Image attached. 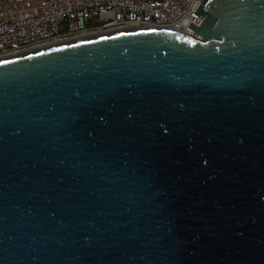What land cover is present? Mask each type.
<instances>
[{"label":"water","instance_id":"water-1","mask_svg":"<svg viewBox=\"0 0 264 264\" xmlns=\"http://www.w3.org/2000/svg\"><path fill=\"white\" fill-rule=\"evenodd\" d=\"M0 59V264H264V0H205Z\"/></svg>","mask_w":264,"mask_h":264},{"label":"built area","instance_id":"built-area-1","mask_svg":"<svg viewBox=\"0 0 264 264\" xmlns=\"http://www.w3.org/2000/svg\"><path fill=\"white\" fill-rule=\"evenodd\" d=\"M205 0H0V59L75 37L139 26L199 38L188 24Z\"/></svg>","mask_w":264,"mask_h":264},{"label":"bare ground","instance_id":"bare-ground-1","mask_svg":"<svg viewBox=\"0 0 264 264\" xmlns=\"http://www.w3.org/2000/svg\"><path fill=\"white\" fill-rule=\"evenodd\" d=\"M120 30L121 29L108 30V31H104V32L89 34V35L80 36V37H75L73 39H69V40H65V41L50 42V43L45 44L43 47H52V46H55L57 44L59 45L60 43L70 42V41H74V40H77V39H83V38H87V37H95V36H98V35H103V34H107V33H113V32L120 31Z\"/></svg>","mask_w":264,"mask_h":264}]
</instances>
